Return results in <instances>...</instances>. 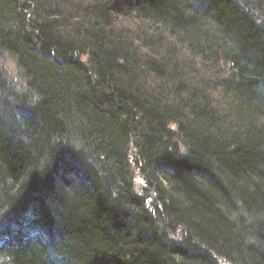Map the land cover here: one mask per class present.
Segmentation results:
<instances>
[{"label":"trees","instance_id":"obj_1","mask_svg":"<svg viewBox=\"0 0 264 264\" xmlns=\"http://www.w3.org/2000/svg\"><path fill=\"white\" fill-rule=\"evenodd\" d=\"M0 264H264V0H0Z\"/></svg>","mask_w":264,"mask_h":264},{"label":"rangeland","instance_id":"obj_2","mask_svg":"<svg viewBox=\"0 0 264 264\" xmlns=\"http://www.w3.org/2000/svg\"><path fill=\"white\" fill-rule=\"evenodd\" d=\"M135 176H137V172L135 171ZM134 183H135V186H136V190L139 192V190H140V186H139V184H140V178H138V177H136L135 178V181H134ZM136 191V192H137ZM32 227H34V226H31V228ZM34 229V232L35 231H37L35 228H33ZM29 230H30V228H29ZM178 232V231H177ZM37 235H41V234H39V232H37L36 233ZM27 235H29L28 233H25L24 234V236H23V240H27L28 238L26 237ZM179 234H177V235H173V238L175 239V240H179L181 237L180 236H178ZM42 236V235H41ZM35 241H37V240H35ZM39 243H41L42 245L44 244L45 245V242H46V239L44 238V237H42V242L39 240L38 241ZM47 256H48V258L49 259H51L50 257H49V255H48V253H47Z\"/></svg>","mask_w":264,"mask_h":264}]
</instances>
